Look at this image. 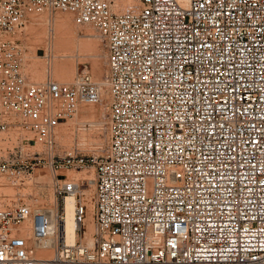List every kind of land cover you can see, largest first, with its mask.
<instances>
[{
    "label": "built area",
    "instance_id": "built-area-1",
    "mask_svg": "<svg viewBox=\"0 0 264 264\" xmlns=\"http://www.w3.org/2000/svg\"><path fill=\"white\" fill-rule=\"evenodd\" d=\"M119 3L0 0V128L19 116L50 150L62 118L108 95L92 245L67 241L65 197L78 186L57 179L55 211L0 194V264H264V0ZM43 11L97 30L103 81L87 71L28 80L15 36ZM36 158L0 154V178L23 180ZM82 161L47 163L57 172ZM84 210L77 199L78 231Z\"/></svg>",
    "mask_w": 264,
    "mask_h": 264
},
{
    "label": "rangeland",
    "instance_id": "rangeland-1",
    "mask_svg": "<svg viewBox=\"0 0 264 264\" xmlns=\"http://www.w3.org/2000/svg\"><path fill=\"white\" fill-rule=\"evenodd\" d=\"M63 16L66 17H64L63 19L62 18ZM57 24L60 25V28L62 26L64 27V28L62 27L61 30L59 28L58 32L61 31V33L63 32L64 35L66 33V36L69 37V38L67 37V39L69 40L71 38L70 39L71 42L73 40L74 41L83 40L85 43L89 45V46L87 45V49L85 48L84 51L85 53L84 52L81 53V51H83L84 49L79 51L78 49L76 48L74 49L73 47L72 50V47L70 45L68 46L70 51L67 52L70 54L69 57L67 56L66 59L68 61L70 60L69 64L71 65H69L68 63L67 64L68 67L72 66V68L69 69L68 77L65 79L57 76L52 70L53 68L50 65L52 64L53 56L49 57V55L51 56V54L55 52L54 50H51V45L52 47L55 46L54 39L56 34H58V32L56 33V30L58 29ZM35 27L36 29H34ZM72 27L76 29L78 32L72 29ZM29 28L34 29L33 31L36 30L35 33L40 31L41 36L38 38H34L35 34H33L34 32ZM86 30L89 31L87 32L91 34L92 37L88 36L87 34H84ZM72 33L74 34L77 33L75 35L76 38ZM70 35H72V37ZM15 37L18 38V43H20L22 50V70L27 76L28 80L31 82H42L48 76H51L54 80L57 81L59 79V82L61 81L70 82L78 73L83 71H87L88 73H90L94 78V80L96 81H103L104 79L106 72L105 47L102 41L99 40L100 38L98 36L97 30L92 25L77 23L74 20L72 14L69 12L43 11L39 13H30L25 18L24 25L18 31ZM37 39H38V43L36 44ZM78 54L80 56H78ZM94 59L99 60L102 65L103 70L100 75H93V73L90 70L91 66L89 65H91V62ZM107 96H108L107 91L103 90L102 101L96 103H80L77 106L78 109L76 108V112L62 118L59 124L56 126L53 146L51 147L50 150L44 143L36 141V138L32 135L30 130L23 126V121H21L19 116H12L10 118V120L14 122V125L8 126L3 129L0 128V154L6 156L9 151L16 150L20 152L21 150L25 154L33 153L34 156L37 157L36 160L39 161V163L34 165L33 171L28 177H23V180H20L15 184H12L10 182L7 175L1 176L0 194L3 198V202L9 203L12 200H14V198L17 197L22 199V201L29 204L31 207H35L39 205L45 208L52 209V207L55 205V201H56V205L58 204L59 207H61L62 204L61 196L65 195V193L58 194L56 192V187L54 183L56 182L57 179H61L62 180L60 181L61 183H63L64 179L67 182L76 183L78 186L76 192L77 199H80L84 205L85 216H87V214L89 215L90 213H91L90 215L92 216V220L89 228L87 227V225L85 226L83 224V228L78 231L79 237L76 239V240H83V242L86 244H88L90 238L93 239L92 232L94 229L93 199L95 192V184H94L95 170L92 160L93 157L95 156L100 157V155L103 153L106 147ZM83 104L86 105L92 104L94 106L99 105L98 107L96 106V108L99 109L101 108L100 116H98L97 118L92 117L93 119L89 118L91 116H88L87 114H83L82 116V114L79 112V108ZM94 119L96 121H94ZM52 156L54 161H58L60 160V158H63L64 156L74 158L75 161L81 158L83 161L78 165H75L74 167L63 168V169H59L57 172H53L50 170L47 163ZM84 177L86 178L92 177V179L90 180L91 183L88 182V179L84 180L83 179ZM87 191L89 192L86 193ZM89 203L91 204L92 208L90 207ZM52 204L54 205L52 206ZM55 209L56 207L53 208L54 211ZM42 250H39L41 253L38 251L39 253L37 252V255H41L42 257H45L44 255L46 254L48 255L49 253L50 256L52 255L51 249L49 250L42 249ZM47 250L49 251V253L47 252ZM44 251H46L45 252L46 254L44 253ZM50 256L48 255V257ZM65 264H74V263H65Z\"/></svg>",
    "mask_w": 264,
    "mask_h": 264
},
{
    "label": "bare ground",
    "instance_id": "bare-ground-1",
    "mask_svg": "<svg viewBox=\"0 0 264 264\" xmlns=\"http://www.w3.org/2000/svg\"><path fill=\"white\" fill-rule=\"evenodd\" d=\"M132 3H136V4H138V0H120V3H119V5H118V7H117V9L118 10H121V9H123L126 5H128V4H132ZM65 14V13H64ZM32 15V14H31ZM64 17H66V16H63L62 18L64 19ZM38 18V17H37ZM37 18H36V20H37ZM71 18V17H70ZM42 19V18H41ZM44 19V18H43ZM61 20V19H60ZM68 20V19H67ZM56 21V20H55ZM47 22V21H46ZM60 23V22H59ZM67 23V22H66ZM41 25H43V24H41ZM58 25V24H57ZM32 26V25H31ZM62 26V25H61ZM69 26V25H68ZM33 27V26H32ZM44 27H46V26H44ZM54 27V26H53ZM63 27V26H62ZM61 27V28H62ZM66 27V26H65ZM58 29L56 30V33L58 32V30H59V28H60V25H58V27H57ZM61 28H60V30H61ZM64 28V27H63ZM30 29V28H29ZM34 29H36V27L34 28ZM34 29H30V30H34ZM72 29H74L73 27H72ZM88 29V28H87ZM29 30V31H30ZM38 30V29H37ZM66 30V29H65ZM74 30H76V29H74ZM36 31V30H35ZM35 31H33L34 33L33 34H35V37L34 38H38V37H40L41 36V32L39 31V32H36L35 33ZM73 31V30H72ZM77 31V30H76ZM88 30H86V32H87ZM68 32V31H67ZM78 32V31H77ZM84 33V34H87L88 36H91V34H89L88 32L87 33ZM30 33V32H29ZM44 33V32H43ZM92 33V32H91ZM74 36L77 34H74V33H72ZM30 35H32V34H30ZM69 35V34H68ZM71 37H72V35H70ZM67 37L68 36H66V33H65V35L63 34V32L61 33V31L60 32H58V34H56V36H55V46H53L52 47V45H51V50H54L55 52H53V54H51V56L49 55V57H52L53 56V58H52V64H50L51 65V67L53 68L52 70L54 71V73L57 75V76H59L60 78L62 77L63 79H65V78H67L68 77V71H69V69H71L72 68V66L71 67H68V64L70 63L66 58H67V56L69 57V54L70 53H68L70 50H69V45L72 47V50H73V47H74V49L76 48V49H78L79 51H81L82 49H84L83 51H81V53L82 52H84L85 51V48L87 49V43H85L83 40H77V41H70V39L68 40L67 39ZM77 37H78V35H77ZM92 37V36H91ZM33 38V39H34ZM69 38V37H68ZM75 38H76V36H75ZM41 39V38H40ZM72 39H74V38H72ZM53 40V41H54ZM100 40V39H99ZM33 41V40H32ZM92 41V40H91ZM41 42V41H40ZM95 42V41H94ZM31 43V42H30ZM38 43V39L36 40V44ZM42 43V42H41ZM53 43V42H52ZM75 43H77V44H75ZM97 43V42H96ZM35 44V45H36ZM74 44V45H73ZM94 44V43H93ZM50 45V44H49ZM48 45V46H49ZM37 46V45H36ZM89 46V45H88ZM35 47V46H34ZM91 47V46H90ZM99 47V46H98ZM54 48V49H53ZM97 48V47H96ZM96 48H94V49H96ZM101 48V47H100ZM49 49V48H48ZM71 49V48H70ZM98 49V48H97ZM68 51V52H67ZM51 52V51H50ZM50 52H49V54H50ZM90 52V51H89ZM74 53V52H73ZM85 53V52H84ZM94 53H97V52H94ZM77 54V53H76ZM80 54V53H79ZM78 54V56H80ZM90 54V53H89ZM47 55V54H46ZM88 55V54H87ZM85 56V55H84ZM89 56V55H88ZM87 57V56H86ZM85 57V58H86ZM57 58V59H56ZM88 60V59H87ZM68 63V64H67ZM72 63V62H71ZM67 64V65H66ZM69 65H71V64H69ZM89 66H91V68H90V70H91V72L93 73V75H100L101 73H102V65H101V63H100V61L99 60H97V59H94V60H92V62H91V65H89ZM34 67V66H33ZM50 67V66H49ZM52 72V71H51ZM97 78H98V76H97ZM99 80V79H98ZM58 81H59V79H58ZM62 82V81H61ZM92 104H90V105H86V104H83V105H81V107L79 108V112L82 114V116H83V114H87L88 116H91V117H89V118H97L98 116H100V114H101V108L99 109V108H96V106H94V105H92L93 107H95V108H93L92 106H91ZM99 106V105H98ZM97 106V107H98ZM78 109V108H77ZM92 118V119H93ZM94 121H96L95 119H94ZM93 121V122H94ZM97 122H99V121H97ZM81 124V123H80ZM83 144V143H82ZM77 177V176H76ZM84 180L85 179H88V182H90L91 183V179H92V177H88V178H86V177H84L83 178ZM93 183V182H92ZM9 187V186H8ZM10 188V187H9ZM8 188V189H9ZM88 189V188H87ZM10 190V189H9ZM90 191V190H89ZM89 191H87L86 193H88ZM12 192V191H11ZM89 195V194H88ZM54 198V197H53ZM88 198V197H87ZM90 198H91V196H90ZM89 199V198H88ZM76 200H77V198L74 196V195H69V196H66L65 197V204H64V209H65V230H66V236H67V241L68 242H73L74 240H76L79 236H78V230H77V227H78V224L76 223V221H75V217H74V206H75V203H76ZM91 200V199H90ZM54 203V202H53ZM88 204V203H87ZM90 204V203H89ZM54 204H52V206H53ZM39 206V205H38ZM56 207V201H55V205L52 207V210H53V208H55ZM90 207H91V204H90ZM88 208V207H87ZM92 208V207H91ZM56 210V209H55ZM86 211H87V209H86ZM91 214V213H90ZM89 214V215H90ZM88 214H87V216H85V218H84V221H83V224L86 226L87 225V227L89 228V226H90V224H91V220H92V216L90 215L89 216ZM86 223V224H85ZM92 243H93V239H89V242H88V244L87 245H92ZM49 250V249H48ZM47 250V252L49 253V251ZM40 252V251H39ZM38 252V253H39ZM46 251H44V253H45ZM41 253V252H40ZM42 253H43V250H42ZM46 254V253H45ZM49 256H50V253L48 254ZM48 255L46 254V255H44L45 257L47 256L48 257ZM38 256H41V255H38Z\"/></svg>",
    "mask_w": 264,
    "mask_h": 264
}]
</instances>
